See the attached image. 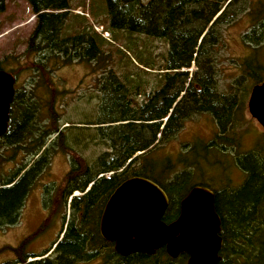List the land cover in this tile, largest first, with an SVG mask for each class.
<instances>
[{
  "label": "trees",
  "instance_id": "1",
  "mask_svg": "<svg viewBox=\"0 0 264 264\" xmlns=\"http://www.w3.org/2000/svg\"><path fill=\"white\" fill-rule=\"evenodd\" d=\"M4 1L0 0V12ZM102 1L99 14L107 17L105 31L111 42L84 23V14H74L69 20V0H27L35 15L25 48V54L32 56L29 68L33 76L29 88H14L7 130L0 136V225L17 221L27 194L56 152L70 156L71 165L59 188V198L52 202L55 206L58 200L65 204L74 191L80 194L70 201L72 216L55 255L25 262L28 255L24 254L22 264H74L97 256L100 208L114 188L131 176L146 177L163 188L170 198L167 213L192 186L210 188L205 183H192L190 170L172 174L173 160L159 157L158 151L188 120L203 114L212 118L217 129L216 140L206 149H218L213 146L222 138L231 141L230 133H235L243 119L242 106L251 85L262 82L264 72L253 58L242 62L241 69L238 66L240 72L227 89L217 82L223 30L252 5L250 0ZM81 5L85 7V1ZM103 23L100 21L101 26ZM261 23H254L242 35L245 43L254 45L255 53L264 43ZM138 34L167 44L157 64L148 46L133 38ZM116 41L123 47L116 46ZM105 43L115 44L120 60L126 59L136 71L118 75L107 68L113 54L105 52ZM8 58L18 61L12 55L4 56L0 65ZM74 60L101 69L100 108L95 120L63 122L56 108L61 92L49 73ZM192 65L194 70L189 72ZM137 71L153 76L150 92L144 93L143 78ZM43 77L45 83L40 84ZM87 140L101 147L91 160L81 156L80 145L86 146ZM258 156L245 154L238 159L247 177L230 195L223 192L225 189L214 190L223 237L221 260L216 264H264V157ZM196 159L194 155L187 163L193 166ZM161 176L168 180L167 185L161 183ZM142 262L136 255L121 258L118 264Z\"/></svg>",
  "mask_w": 264,
  "mask_h": 264
},
{
  "label": "rangeland",
  "instance_id": "2",
  "mask_svg": "<svg viewBox=\"0 0 264 264\" xmlns=\"http://www.w3.org/2000/svg\"><path fill=\"white\" fill-rule=\"evenodd\" d=\"M69 1L71 3L69 20L74 14H84L86 18L84 23L92 26L95 32L111 42L110 34L105 31L106 26H108L107 17L103 13L99 14L102 0ZM84 1L85 7L81 5V2ZM250 1L252 5L248 6L244 13H241L233 23L223 30V41L219 49L221 72L217 80L218 86L221 88L227 89L229 82L240 72L238 66L241 69L243 64H240L249 58H253L264 72V43L262 47H259L260 50L255 53L252 49L254 45L249 46L242 40V35L248 32L254 23L262 22L260 25L264 26V0ZM34 20L35 15L32 14L27 0L4 1V9L0 12V59L12 55L17 57L18 61L8 58L6 64L0 65V69L15 74L14 87L18 90H22L24 87L29 88L28 83L33 76L29 68L32 56L25 54V48L27 38L34 26ZM100 21H104L102 26ZM119 38H122L121 34ZM133 38L137 40L138 44L144 43L148 46L156 64L160 61L158 55L164 54L167 50V44L158 39L147 38L140 34L133 35ZM115 44L118 47H123V43L120 41H116ZM115 44H103L105 52L113 54L111 64L107 68L113 69L118 75L125 70L136 71L131 63L126 62V59L120 60V56L114 51ZM49 60V65L54 67L53 60ZM134 63L136 62L134 61ZM92 67L86 62L74 60L66 65H59L57 69L49 73V79L61 92L56 97L58 102L56 108L60 113L61 121L78 123L84 119L95 120L99 114L101 69L100 67L98 69ZM192 70H194V65L189 68V72ZM137 72L142 75L144 93L150 92L154 86L153 76L146 71ZM39 81L40 84H44L45 78H40ZM249 94L250 91L247 93L242 106L243 119L237 126L235 133H230L231 141L228 137L225 140L222 138L217 141L218 146H213L219 150L206 149L208 144L212 141L214 143L216 140L214 137L217 131L216 125L209 115H198L188 120L176 136L158 151L159 157L173 160L174 168L170 172L190 170L192 171V183L208 184L215 191L225 189L223 191L225 192L235 189L241 182V173L245 175L238 159H241L245 154H253L255 157L259 154L262 158L264 157V129L247 110ZM142 96L138 98L142 99ZM80 146L83 148L81 156L87 160L93 159L101 149L99 144L88 140L86 146ZM194 155L197 156V159L196 164L192 166L187 162H190L189 160ZM181 156L182 159L185 157L186 160H181ZM70 158L62 152L53 154L48 168L42 172L27 194L17 221L11 225H0V264H22L20 260L24 258V254L28 255L25 262L35 260L36 257L34 256L38 257L44 254L50 249L63 227L60 214L66 215V219L72 216V210L69 208L70 197L65 204L62 200H58L56 206L54 205L55 202H50L51 198L53 201L55 198H59V188L63 184L65 174L71 165ZM159 180L164 185L168 183L165 177L161 176ZM76 194L80 193L76 192ZM45 200H47V204ZM53 212H59V216H52L54 215ZM18 247H20L19 250H17ZM97 248V256L89 260L77 261L74 264H100V248ZM48 254L49 252H47Z\"/></svg>",
  "mask_w": 264,
  "mask_h": 264
},
{
  "label": "water",
  "instance_id": "3",
  "mask_svg": "<svg viewBox=\"0 0 264 264\" xmlns=\"http://www.w3.org/2000/svg\"><path fill=\"white\" fill-rule=\"evenodd\" d=\"M14 83L15 77L0 69V136L7 130ZM247 110L264 128V80L251 88ZM167 204L166 192L157 183L131 176L119 183L106 200L99 231L105 239L115 241V250L120 254H150L166 244L171 256L180 251L189 253L187 264L216 263L222 238L213 190L202 185L191 187L180 202L177 218L168 224L161 220Z\"/></svg>",
  "mask_w": 264,
  "mask_h": 264
},
{
  "label": "flooded vegetation",
  "instance_id": "4",
  "mask_svg": "<svg viewBox=\"0 0 264 264\" xmlns=\"http://www.w3.org/2000/svg\"><path fill=\"white\" fill-rule=\"evenodd\" d=\"M241 175H242L241 176L242 177L241 178V182L238 184V186H236V188L240 187L244 183V181L246 180L247 175H243L242 173H241ZM231 190L233 191L234 189H231ZM232 191H225L224 193L227 194V195H230ZM187 192H185L184 194L181 195V197H179V199L176 201V206H174L173 209H172V212L167 213V207H166L163 215L161 216V220L164 223L168 224V223L174 221L177 218V216H178V214L180 212V202H181L182 198L187 194ZM213 192H214V190H213ZM166 195H167L168 204H169L170 198H169L167 193H166ZM174 195L176 197H178L179 194L178 193H174ZM215 196H216V192H214V206H215V210H216V212H217V214H218V216L220 218V232H219V235L222 238V244H223V237L221 235V217H220V215H219V213H218V211L216 209V205L217 204H215L216 203ZM70 197H71V195H70ZM50 202H52V198H51ZM45 203L47 204V200H45ZM105 203H106V201L104 202V204L100 208V211L98 213V218H97V220H98L97 221V229H98V234H99L98 243H99V247H100V264H118L119 260L121 258L132 257V256H136V255L140 256V258L143 261L140 264H152L154 262L160 263V264H187L188 259H189V253H187L185 251H180L175 256H171L167 252L166 244H163L162 246L154 249L153 253H150V254L146 253V252H143V251H134V252H130L128 254H120V253L116 252V250H115V241L105 239L101 235V233L99 231L100 217H101V213H102V210H103V207H104ZM70 206H71V204L69 202V208H70V210H72ZM57 215L59 216V212L58 213L55 212L54 215H52V216H57ZM60 216L62 217V223L65 224V228H66L67 223L70 220L71 216L68 217L67 219H66V215L64 216V215L60 214ZM58 235H57V238L54 240V242L55 241L56 242L57 241L58 242L61 241L63 236L59 240H57L58 239ZM58 242H57V244H58ZM57 244H55L49 250V254L45 256L46 258H52L55 255V248H56ZM222 244H221V247H220L219 252H218V255H219L220 259L216 263L220 262V260H221L220 251H221V248H222ZM102 248H104V249L101 251ZM51 255H53V256H51ZM216 263H214V264H216Z\"/></svg>",
  "mask_w": 264,
  "mask_h": 264
},
{
  "label": "bare ground",
  "instance_id": "5",
  "mask_svg": "<svg viewBox=\"0 0 264 264\" xmlns=\"http://www.w3.org/2000/svg\"><path fill=\"white\" fill-rule=\"evenodd\" d=\"M182 93V92H181Z\"/></svg>",
  "mask_w": 264,
  "mask_h": 264
}]
</instances>
